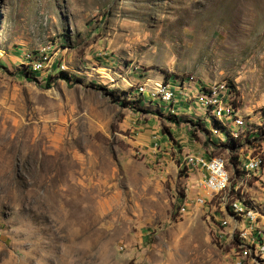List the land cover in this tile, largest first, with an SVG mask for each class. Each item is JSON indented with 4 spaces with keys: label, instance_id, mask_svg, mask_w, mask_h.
I'll use <instances>...</instances> for the list:
<instances>
[{
    "label": "rangeland",
    "instance_id": "1",
    "mask_svg": "<svg viewBox=\"0 0 264 264\" xmlns=\"http://www.w3.org/2000/svg\"><path fill=\"white\" fill-rule=\"evenodd\" d=\"M167 81L227 82L242 126L147 116ZM187 156L224 158L226 191ZM238 199L264 240V0H0V264H236Z\"/></svg>",
    "mask_w": 264,
    "mask_h": 264
},
{
    "label": "bare ground",
    "instance_id": "2",
    "mask_svg": "<svg viewBox=\"0 0 264 264\" xmlns=\"http://www.w3.org/2000/svg\"><path fill=\"white\" fill-rule=\"evenodd\" d=\"M26 58L28 61L27 67L31 68L34 73L52 72L53 70L54 64L50 61L45 51L40 53V56L37 58H34L33 55H28ZM62 69L66 71L67 67L63 65ZM139 91L141 96L144 97L146 89L142 86L139 87ZM178 91L170 83H163L159 87L152 89L151 92L152 98H158L162 103L172 105ZM198 93L194 99L198 100L214 116L213 118L216 120L215 127L222 126L225 128V125L221 123L225 118H234L237 126L239 128L242 126V121L236 120V117L239 115V111L235 105L237 92L230 84L227 82H216L204 86L199 85ZM216 135L219 136L220 134L217 132ZM185 163L187 166L201 169L203 178L200 183L205 184L206 190L214 195L222 194L231 183L230 174L227 170V161L222 157L205 158L187 156ZM213 166H215L216 172H214ZM239 166L240 170L244 172L245 175L243 176L246 179L261 170L263 160L261 156L251 154ZM243 183H245L244 179L241 180V184ZM196 200L199 204H205V200L201 196ZM239 207L240 209L238 210ZM231 213L233 219L238 224L242 223L237 229L240 233L239 239H244L243 246H238L240 250L244 251V256H239L236 264H264V240L258 227L259 216L257 210L253 206H249L245 199H238L232 203ZM257 241H260L258 246Z\"/></svg>",
    "mask_w": 264,
    "mask_h": 264
},
{
    "label": "crops",
    "instance_id": "3",
    "mask_svg": "<svg viewBox=\"0 0 264 264\" xmlns=\"http://www.w3.org/2000/svg\"><path fill=\"white\" fill-rule=\"evenodd\" d=\"M167 82L174 83V81H167ZM177 89L178 87L176 88V90ZM187 90L181 92L182 93L181 97L178 98L170 107L167 105L165 106L164 104H161L158 102L149 101L148 106L153 107L151 109L153 110V112L157 114L147 115V116H153L155 120H165V119L159 118V114L164 117H169V115H173L175 117H185V118H188L189 120H194V121L204 120L205 123L208 124L209 123L208 120H213V118L206 114V112L203 110L204 107L198 104L199 103L198 100L196 99L188 100L187 99L186 97ZM153 104H155L156 106H154Z\"/></svg>",
    "mask_w": 264,
    "mask_h": 264
},
{
    "label": "built area",
    "instance_id": "4",
    "mask_svg": "<svg viewBox=\"0 0 264 264\" xmlns=\"http://www.w3.org/2000/svg\"><path fill=\"white\" fill-rule=\"evenodd\" d=\"M213 168H214V172H216V170H215V166H213ZM218 182V181H217ZM198 188H199V190H201L203 193H207L206 192V188H205V184H201L200 182H199V185H198ZM240 209V207L238 208V210ZM238 241H239V244H238V246H243V243H244V239H238ZM260 241H257V246H258V243H259Z\"/></svg>",
    "mask_w": 264,
    "mask_h": 264
},
{
    "label": "trees",
    "instance_id": "5",
    "mask_svg": "<svg viewBox=\"0 0 264 264\" xmlns=\"http://www.w3.org/2000/svg\"><path fill=\"white\" fill-rule=\"evenodd\" d=\"M53 71V70H52ZM62 72V71H61ZM62 73H64V72H62Z\"/></svg>",
    "mask_w": 264,
    "mask_h": 264
}]
</instances>
